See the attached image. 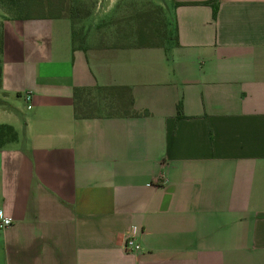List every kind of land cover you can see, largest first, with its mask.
Wrapping results in <instances>:
<instances>
[{"label":"crops","instance_id":"1","mask_svg":"<svg viewBox=\"0 0 264 264\" xmlns=\"http://www.w3.org/2000/svg\"><path fill=\"white\" fill-rule=\"evenodd\" d=\"M102 1L81 48L67 19L0 25V96L27 112L0 107V264H264V0H159L177 44L151 49ZM94 86L136 115L76 119Z\"/></svg>","mask_w":264,"mask_h":264},{"label":"trees","instance_id":"2","mask_svg":"<svg viewBox=\"0 0 264 264\" xmlns=\"http://www.w3.org/2000/svg\"><path fill=\"white\" fill-rule=\"evenodd\" d=\"M71 0H0L7 6L15 18L11 21L67 19L73 31V44L82 47L83 27L79 25L91 15V10L84 6H73ZM82 5V4H81ZM123 6L122 4L118 5ZM117 6V8H118ZM213 14L216 5H212ZM119 17L108 22L114 30L116 39H125L129 47L137 49L165 48L169 43L177 44L175 31L170 29L163 9L150 1L128 2ZM73 114L76 119L116 118L135 116L133 99L127 87L75 88L73 90ZM177 117H181L180 105H177ZM17 140L14 129L0 125V149Z\"/></svg>","mask_w":264,"mask_h":264},{"label":"rangeland","instance_id":"3","mask_svg":"<svg viewBox=\"0 0 264 264\" xmlns=\"http://www.w3.org/2000/svg\"><path fill=\"white\" fill-rule=\"evenodd\" d=\"M132 1L133 4L137 3V5L139 6V3L141 2L150 1L151 3L157 4L158 3L157 1L159 0H119V4H123L125 2H132ZM70 3L73 4V6H75L76 8L77 6H84L89 8L91 10V14H94L93 21L97 24L102 22L97 17L98 13L103 14V11L105 10V8L102 6L103 5L102 0H71ZM6 18H15V16L12 14V12H10L7 6H4L3 4L1 5L0 3V25L3 21H5ZM85 20H83L79 25H83V22ZM4 104L10 108L14 107L15 111H17V114L20 117L27 114L25 110V104L22 103L20 100L17 99L5 100L2 96H0V107L3 106Z\"/></svg>","mask_w":264,"mask_h":264},{"label":"built area","instance_id":"4","mask_svg":"<svg viewBox=\"0 0 264 264\" xmlns=\"http://www.w3.org/2000/svg\"><path fill=\"white\" fill-rule=\"evenodd\" d=\"M30 101H31L30 93H25L24 102L26 104H29ZM27 108L29 109L30 107L28 106ZM10 225H11V222L7 220L6 218H4L0 212V230H4L8 228L10 227ZM124 249L126 251L134 252V253H138L140 251V246L134 238L132 228H129L125 233Z\"/></svg>","mask_w":264,"mask_h":264}]
</instances>
